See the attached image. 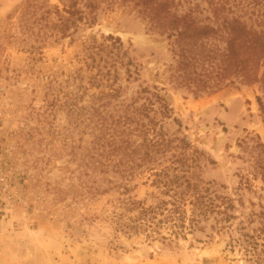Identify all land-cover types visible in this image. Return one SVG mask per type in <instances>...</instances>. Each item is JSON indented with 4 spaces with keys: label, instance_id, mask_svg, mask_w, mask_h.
I'll use <instances>...</instances> for the list:
<instances>
[{
    "label": "rangeland",
    "instance_id": "obj_1",
    "mask_svg": "<svg viewBox=\"0 0 264 264\" xmlns=\"http://www.w3.org/2000/svg\"><path fill=\"white\" fill-rule=\"evenodd\" d=\"M171 1L203 21L219 3L249 9V0ZM142 2L96 0L91 14L83 1L97 17L90 25L66 13L73 0H0V264H247L210 228L170 245L118 229L122 201L154 202L148 174L107 175L122 188L79 194V153L98 147L126 103L155 100V86L172 109L166 119L155 103L156 117L190 143V174L234 199L236 224L264 211V84L199 97L178 88L169 40L147 31Z\"/></svg>",
    "mask_w": 264,
    "mask_h": 264
},
{
    "label": "trees",
    "instance_id": "obj_2",
    "mask_svg": "<svg viewBox=\"0 0 264 264\" xmlns=\"http://www.w3.org/2000/svg\"><path fill=\"white\" fill-rule=\"evenodd\" d=\"M83 1L91 14L99 7L96 0H73L66 13L77 16V21L96 25V15L88 20V15L78 8ZM172 6L171 0H143L142 11L147 31L169 40L175 61L172 81L178 88L199 97L230 85L264 84V0H249L246 12L240 6L234 7L235 11L219 3L207 21L199 19L197 8L179 14ZM110 39L114 37L106 40ZM114 40L123 44L120 38ZM127 74L131 77L129 70ZM153 88L154 93L149 88L141 93H152L155 100L139 105L137 98L126 103L123 114L113 120L110 133L95 137L98 147L79 153L83 186L79 194L96 197L122 188L107 175L124 180L148 174L151 186L157 189L152 193L154 202L122 201V211L114 217L118 229L129 235L145 234L153 242L170 245L210 228L213 234L226 236L225 251L235 256L241 253L247 264H264V211L236 224L239 216L234 199L221 195L217 185L190 174V143L156 117L155 103L166 119L172 118V109L158 88ZM112 91V96L118 93L117 89ZM173 121L182 127L176 118ZM174 150L180 151L172 153ZM256 223L259 226L250 229Z\"/></svg>",
    "mask_w": 264,
    "mask_h": 264
}]
</instances>
